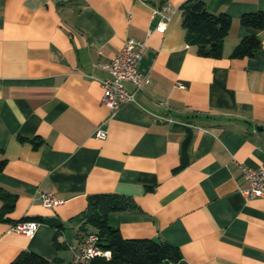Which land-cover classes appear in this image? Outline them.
I'll use <instances>...</instances> for the list:
<instances>
[{
  "label": "crops",
  "instance_id": "obj_1",
  "mask_svg": "<svg viewBox=\"0 0 264 264\" xmlns=\"http://www.w3.org/2000/svg\"><path fill=\"white\" fill-rule=\"evenodd\" d=\"M184 1L0 0V194L13 204L0 213V264L21 251L84 264L72 247L93 230L79 226L94 193L133 197L140 210L111 212L109 224L124 238L177 246L173 264H264V198L242 194L240 168L264 166V28L240 23L264 0H203L230 18L218 58L187 42ZM164 4L159 32L150 6ZM249 35L261 42L254 56H231ZM128 36L145 41L138 70L149 83L110 117L99 82L107 71L92 63ZM41 192L65 202L46 208ZM26 216L63 227L10 229Z\"/></svg>",
  "mask_w": 264,
  "mask_h": 264
},
{
  "label": "trees",
  "instance_id": "obj_2",
  "mask_svg": "<svg viewBox=\"0 0 264 264\" xmlns=\"http://www.w3.org/2000/svg\"><path fill=\"white\" fill-rule=\"evenodd\" d=\"M180 12L182 26L186 31V40L189 44L196 46L198 54L214 58L222 56L223 39L230 27L229 16L223 12L216 14L209 11L203 0H185L180 5ZM240 23L246 27L262 29L264 28V11L244 13ZM260 46L261 42L257 36H244L239 39L231 56L253 57ZM33 142L35 146L40 143L34 140ZM4 164L5 160H0V171ZM0 200L3 201L0 213L13 207L5 195L0 194ZM139 210V206L130 195L94 193L87 196L86 206L80 213L83 220L79 231H85L91 227L93 229L91 231L96 232L98 236L99 245L111 251V257L108 260L96 258L89 264H173L181 259L177 246L162 239L124 238L119 230L108 222V215L111 212ZM25 220L47 223L57 232L63 227L58 221L40 216L22 217L13 221V224ZM48 262V259L34 252L21 251L7 264H47Z\"/></svg>",
  "mask_w": 264,
  "mask_h": 264
},
{
  "label": "built area",
  "instance_id": "obj_3",
  "mask_svg": "<svg viewBox=\"0 0 264 264\" xmlns=\"http://www.w3.org/2000/svg\"><path fill=\"white\" fill-rule=\"evenodd\" d=\"M146 3V0H141ZM152 16H159V21L154 26V30L163 32L169 15L166 11L169 9L167 4L161 6L151 5ZM146 44L142 39L126 37L120 51L110 60L105 62L96 61L92 66L99 67L107 71V76L99 80L102 95L101 103L108 108L109 116L112 117L116 111L125 103L135 102V93L141 90L147 83L149 77L138 70V62L142 57ZM94 135L98 138L106 137V130L97 128ZM242 175L248 180L249 186L242 190L246 198L262 197L264 198V166L259 168L250 167L240 163ZM41 204L46 208L58 207L64 204V200L49 192L39 194ZM38 222L34 220L20 221L11 225V230L31 236L37 229ZM76 252L77 259L88 264L94 258L100 257L108 260L111 257V251L99 245L96 232L89 231L83 240L72 247Z\"/></svg>",
  "mask_w": 264,
  "mask_h": 264
},
{
  "label": "rangeland",
  "instance_id": "obj_4",
  "mask_svg": "<svg viewBox=\"0 0 264 264\" xmlns=\"http://www.w3.org/2000/svg\"><path fill=\"white\" fill-rule=\"evenodd\" d=\"M97 258H100V257H97ZM94 259H96V258H94Z\"/></svg>",
  "mask_w": 264,
  "mask_h": 264
}]
</instances>
